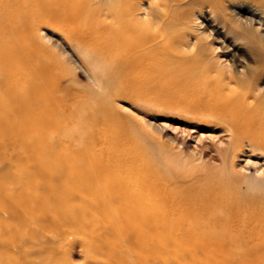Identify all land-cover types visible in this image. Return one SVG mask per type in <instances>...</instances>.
I'll return each instance as SVG.
<instances>
[{
    "label": "bare ground",
    "instance_id": "obj_1",
    "mask_svg": "<svg viewBox=\"0 0 264 264\" xmlns=\"http://www.w3.org/2000/svg\"><path fill=\"white\" fill-rule=\"evenodd\" d=\"M253 1L0 0V126L28 140L0 155V264H78L73 244L79 264L264 254L263 74L240 57L264 42ZM162 112L201 146L162 140ZM137 131L156 156L127 146Z\"/></svg>",
    "mask_w": 264,
    "mask_h": 264
},
{
    "label": "rangeland",
    "instance_id": "obj_2",
    "mask_svg": "<svg viewBox=\"0 0 264 264\" xmlns=\"http://www.w3.org/2000/svg\"><path fill=\"white\" fill-rule=\"evenodd\" d=\"M248 3H253V0H246ZM229 9V8H228ZM230 11V10H228ZM259 26V25H258ZM262 30L264 31V27H262ZM256 46V45H255ZM216 47H219L217 44ZM246 49V51H245ZM245 49H241L240 51V57L245 61L247 66L250 69L256 70L258 72H262L263 76L261 79V83H264V42L259 43L254 49H248L245 47ZM220 54V61L225 67H231V62L229 60V56L223 54L221 49L217 50ZM244 52V54H242ZM79 84H87L89 81L87 77L81 76L78 77ZM68 80H64V84H66ZM120 106L119 103H116ZM122 109V107H121ZM123 112L131 111L128 108H123ZM135 114L134 112H132ZM136 116H138L136 114ZM170 117V118H169ZM157 124H163L165 127V132L161 134L162 140H164L167 144H173L169 140V136H176L180 140L181 148L184 149L185 152L189 153L191 150V147H200V142L197 141L195 137H190L187 135V133L183 132L184 129L192 130V127H189L185 125L184 123L178 121V119L172 115H167L159 113L158 117H154L152 119ZM166 125V126H165ZM186 127V128H185ZM136 128V126L134 127ZM195 132H192L193 135H197L196 129H193ZM137 133V134H136ZM135 133L134 137L132 138V141L129 145H127L133 152L141 153L142 151L147 152L148 155H157V152L153 149L152 141L147 139L143 134H138V131ZM209 144V143H208ZM126 148V149H129ZM210 151V149H209ZM28 153V140L26 139V136L18 134L17 128L15 126H12L10 124H6L5 126H0V155L5 154L8 159H13V157H25ZM214 153V151H213ZM188 155V154H187ZM13 160H16L15 158ZM1 163V162H0ZM30 161L26 160L24 163H22L21 171H26L30 167ZM250 171L253 173L255 172V169H253V166H250ZM72 205H70L71 207ZM67 208V206L65 205ZM56 234H60V231H56ZM73 255L72 259L75 263H81L83 261V255L81 253V246L79 244H73L72 245ZM244 255L240 254L239 252L234 253H218V254H208L207 258L211 262H214L215 264H264V254L259 256V258L256 259H249L242 262V258Z\"/></svg>",
    "mask_w": 264,
    "mask_h": 264
}]
</instances>
